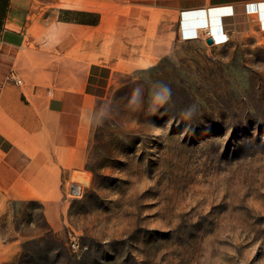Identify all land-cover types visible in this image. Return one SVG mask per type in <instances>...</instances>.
Masks as SVG:
<instances>
[{
	"label": "rangeland",
	"instance_id": "obj_1",
	"mask_svg": "<svg viewBox=\"0 0 264 264\" xmlns=\"http://www.w3.org/2000/svg\"><path fill=\"white\" fill-rule=\"evenodd\" d=\"M230 28L117 74L52 219L0 190V264H264V32Z\"/></svg>",
	"mask_w": 264,
	"mask_h": 264
},
{
	"label": "crops",
	"instance_id": "obj_2",
	"mask_svg": "<svg viewBox=\"0 0 264 264\" xmlns=\"http://www.w3.org/2000/svg\"><path fill=\"white\" fill-rule=\"evenodd\" d=\"M257 3L264 0H10L0 32V190L42 202L52 219L66 186L86 174L94 113L117 74L153 66L176 41L207 40L212 8L227 11L219 35L252 22L264 32ZM61 10L98 21L60 18ZM197 20L206 26L192 27Z\"/></svg>",
	"mask_w": 264,
	"mask_h": 264
},
{
	"label": "bare ground",
	"instance_id": "obj_3",
	"mask_svg": "<svg viewBox=\"0 0 264 264\" xmlns=\"http://www.w3.org/2000/svg\"><path fill=\"white\" fill-rule=\"evenodd\" d=\"M262 5H264V3H257V7H256V9L259 11V13H261L262 14V16L264 17V7H261ZM234 6V5H233ZM222 8V9H221ZM219 7V8H212L211 9V13L210 12H208V17H207V19H209V24H208V21H207V24H208V26H206V30L205 31H207V33H210V35H213V37H215V36H217V35H219L218 34V32H219V27H221V29H222V27H223V21H221V17H226L227 16V14L226 15H222L221 16V11L222 10H225L226 8H223V7ZM229 8V7H228ZM250 8H251V10L253 9V7H252V5H250ZM250 8H248V9H250ZM226 11V10H225ZM234 11V10H233ZM227 12V11H226ZM237 12V11H236ZM186 15V14H185ZM236 15V14H235ZM186 17V16H185ZM203 18V17H202ZM234 20V19H233ZM264 20V19H263ZM186 21V20H185ZM224 21H225V19H224ZM226 22V21H225ZM230 27V26H229ZM225 28V27H224ZM225 37V35L224 36H222V38H224Z\"/></svg>",
	"mask_w": 264,
	"mask_h": 264
},
{
	"label": "built area",
	"instance_id": "obj_4",
	"mask_svg": "<svg viewBox=\"0 0 264 264\" xmlns=\"http://www.w3.org/2000/svg\"><path fill=\"white\" fill-rule=\"evenodd\" d=\"M262 26L264 27V21H262ZM232 30H230L228 33H225V34H223V35H217V36H215L214 38H215V44H220V43H224V42H227L229 39H230V32H231ZM210 34V33H209ZM197 35V32L196 31H192V32H189V33H187V30L186 29H184L183 30V36H185V37H187V36H191V37H193V36H196ZM225 35V37L224 38H222V36H224ZM209 36H213V35H209ZM1 45H2V39L0 38V47H1ZM10 78L11 79H13L14 81H16V82H18V83H21V79L20 78H18L16 75H15V73H11L10 74Z\"/></svg>",
	"mask_w": 264,
	"mask_h": 264
},
{
	"label": "trees",
	"instance_id": "obj_5",
	"mask_svg": "<svg viewBox=\"0 0 264 264\" xmlns=\"http://www.w3.org/2000/svg\"><path fill=\"white\" fill-rule=\"evenodd\" d=\"M9 6H10V0H0V13L3 14L2 17L0 18V32L4 28V22H5V18L7 16V14H8ZM64 11H68V10H64ZM92 20L94 22L98 21V19H92Z\"/></svg>",
	"mask_w": 264,
	"mask_h": 264
},
{
	"label": "snow or ice",
	"instance_id": "obj_6",
	"mask_svg": "<svg viewBox=\"0 0 264 264\" xmlns=\"http://www.w3.org/2000/svg\"><path fill=\"white\" fill-rule=\"evenodd\" d=\"M261 7H264V5H262ZM200 15L201 14H198V13L193 14V16H195V17H199ZM203 26H206L205 22L203 20H197V22L192 25V27H203Z\"/></svg>",
	"mask_w": 264,
	"mask_h": 264
},
{
	"label": "water",
	"instance_id": "obj_7",
	"mask_svg": "<svg viewBox=\"0 0 264 264\" xmlns=\"http://www.w3.org/2000/svg\"><path fill=\"white\" fill-rule=\"evenodd\" d=\"M207 42L213 44L215 42V38L213 36L208 37Z\"/></svg>",
	"mask_w": 264,
	"mask_h": 264
}]
</instances>
